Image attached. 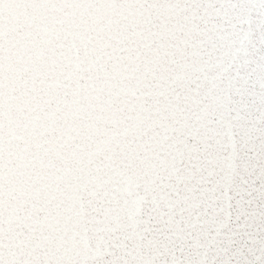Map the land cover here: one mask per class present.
<instances>
[{
	"label": "snow or ice",
	"instance_id": "1",
	"mask_svg": "<svg viewBox=\"0 0 264 264\" xmlns=\"http://www.w3.org/2000/svg\"><path fill=\"white\" fill-rule=\"evenodd\" d=\"M0 264H264V0H0Z\"/></svg>",
	"mask_w": 264,
	"mask_h": 264
}]
</instances>
